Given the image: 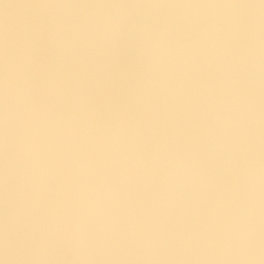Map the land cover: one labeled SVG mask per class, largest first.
<instances>
[{
  "label": "crops",
  "instance_id": "1",
  "mask_svg": "<svg viewBox=\"0 0 264 264\" xmlns=\"http://www.w3.org/2000/svg\"><path fill=\"white\" fill-rule=\"evenodd\" d=\"M140 1L141 6L153 9H203L199 16L189 17L184 21L182 36L193 42L200 40L202 28L210 32L219 20V12L233 2ZM0 2L3 5V14L0 16V82L4 77L5 46L19 45L29 35L39 39V59L48 58V71L52 70L55 64L54 56L42 35L50 20V12L56 9H70V14L62 19L72 28L79 27L81 21L78 16L59 0ZM107 2L108 0H93L92 4L97 10H102ZM241 2L246 10V20H253L258 29H261L258 44L249 41L246 36L239 39L231 53L235 67L229 75V61L223 52L217 50L219 42L214 46L205 41L197 49V66L189 71L179 72L185 75V83L173 85L174 88L171 89L175 91L172 96L175 98L163 105L153 99L149 100L145 127L135 124L128 116V94L132 91V84L126 83L122 86L118 82L121 77L132 76L138 81L135 82L141 85V89L153 91L154 83L148 86V89L139 79L143 69L133 54L131 26L122 31L118 48L113 50L111 46H107L108 55L102 70H98L94 63L89 62L87 47L90 41L85 33H80L79 51L65 57L57 66L63 75L66 94L63 103L58 105L55 111L62 116L73 113V95L78 89H82L89 101L88 109L81 112L72 123L71 132L73 135L79 134L81 126L91 124L99 135L90 134V147L72 143L68 134L56 139V150L64 155V159L55 180L42 194L38 209L27 219L22 218L21 231L34 229L35 222L47 214L62 215L61 231L53 236L47 252H22L13 259L0 256V264H174L177 255H181L187 264H209L202 257L206 242H210V247L216 251V260L212 264H264V71L248 65L249 61L264 59V0ZM251 3L255 5L253 12L247 9ZM154 19L158 21L159 16ZM189 32L193 36H188ZM41 73L43 71L37 68L36 77ZM206 79L208 81H205ZM175 85L180 86L176 88ZM182 86L185 87L182 89ZM233 93H238L241 99L250 105V111L243 124L240 147L234 155H229L219 148L209 151L206 137L223 123L217 118L214 108L226 109L228 105L225 98ZM3 113L4 98L0 91V155L5 160L10 156V152L7 147ZM119 121H123L126 129L131 130L120 143L126 159L119 161L133 167L134 174L140 181L141 199L149 204L148 212L159 219V230L167 234L165 249L151 251L139 260L131 259L129 255V232L115 214L117 198L113 197L106 205H102L94 201L92 196L95 192L96 177L100 173H110L117 163L111 158L108 141L114 125ZM156 133L161 137L160 146L153 145L151 141V137ZM182 136L187 137L188 141L190 139V143L182 144L181 140L179 141ZM165 140L166 143L169 140L174 141L176 146L172 150L175 149L173 152L178 154L179 160L194 161L206 174L213 171L214 165L218 169L220 166L222 177L226 179V183L222 185L227 186L222 195L205 190L190 194L185 189L181 195L174 196L177 197L175 202H171L172 198L159 189L158 178L154 173V169L162 163L159 153ZM130 141L134 142V147ZM66 147L76 149L77 154L73 151V154L66 153ZM81 161H87L90 165V171L82 175L78 173ZM237 174L245 180L241 182L235 178ZM3 201L10 204L6 209L5 203L2 206L3 217L7 219L12 202L10 194H4ZM85 207L88 209V227L93 233L105 224L111 227L113 243L107 249H90L81 253L68 245L67 234L75 226L76 214ZM241 209L244 210V219L252 229V246L244 253L235 254L223 247L221 238L226 235ZM79 218L85 219L84 216ZM205 218L211 220V226L208 228H204ZM185 239L190 241V248L184 247L187 242ZM114 253L118 254V259Z\"/></svg>",
  "mask_w": 264,
  "mask_h": 264
},
{
  "label": "clouds",
  "instance_id": "2",
  "mask_svg": "<svg viewBox=\"0 0 264 264\" xmlns=\"http://www.w3.org/2000/svg\"><path fill=\"white\" fill-rule=\"evenodd\" d=\"M204 10L186 8H148L138 5L134 8L119 7L104 12L87 10L78 28H72L62 17L71 10L56 9L50 12V20L42 33L53 53L55 64L52 70L36 77L38 66L39 39L29 35L19 45H7L4 49V77L0 82V91L4 98L3 123L7 147L10 152L8 179L10 184H18L10 191L12 205L3 231L0 232V255L5 259L17 258L22 252L40 254L48 251L54 235L61 231L62 215L47 214L35 222V228L21 231V221L32 216L38 209L42 194L57 175L64 155L56 150V139L65 134L71 136L72 143L79 145L83 134L73 135L71 125L81 112L88 109V98L78 89L73 95L75 107L68 116L59 115L55 109L64 101L66 94L62 72L58 70L60 62L79 51L78 36L81 32L89 36L88 59L98 70L104 67L108 55L107 46L116 49L122 31L131 26L130 38L133 42V54L143 71L139 79L145 87L152 85L159 77L169 72H186L194 69L198 61V47L205 41L212 45L219 42L218 51L223 52L229 61L228 74H232L235 64L231 53L242 36L249 41L259 42V30L255 22L246 20V10L241 0L233 2L219 12V20L213 29L202 28L200 40L189 41L182 36L184 21L197 17ZM159 16V20L154 17ZM171 53V55H169ZM250 67H258L253 61ZM226 109L216 107L217 118L223 121L206 137L209 151L221 149L234 155L240 147L243 124L250 111L238 93L226 97ZM125 123L119 121L108 141L111 158L114 162L126 159L120 143L126 138ZM90 132V125H89ZM134 147V142L130 141ZM174 147L169 140L161 146L165 153ZM187 167V171L185 168ZM90 171L87 161H81L78 173ZM174 185L192 183L196 185L206 179L204 171L194 161L179 160L170 173ZM121 179L123 173H121ZM111 190H109L110 192ZM106 198L108 193L103 194ZM97 203L100 192L92 194ZM236 215L228 232L221 238L225 249L241 254L252 246V229L242 213ZM75 226L67 234L68 245L76 252L90 249H107L113 243L112 229L105 224L93 233L87 223L88 209L82 208L77 214ZM84 216L85 219H80ZM147 245L155 247L159 240L149 238Z\"/></svg>",
  "mask_w": 264,
  "mask_h": 264
},
{
  "label": "rangeland",
  "instance_id": "3",
  "mask_svg": "<svg viewBox=\"0 0 264 264\" xmlns=\"http://www.w3.org/2000/svg\"><path fill=\"white\" fill-rule=\"evenodd\" d=\"M109 1L110 0H108V2L106 3L104 9H102V10H97L93 6V4H92L93 0H89L87 2V4H88V6L93 7L98 12H102V11L105 10V8H106L107 4L109 3ZM118 1L121 2L120 7H128L127 3H126V0H118ZM133 1H134L133 2L134 3V7H136L138 5H141V1L140 0H133ZM187 1L191 2V0H187ZM59 2H61L63 5H65V7H70L74 11V13L78 16L79 20L80 21L82 20V18L77 14L75 9L69 3V0H59ZM192 2H193V0H192ZM2 6L3 5L0 4V16L3 14V7ZM247 9L250 12H253L252 9L255 10L254 3H251L247 7ZM187 35L188 36H193V34H191L190 32L187 33ZM86 36H87V39L89 40V36L87 34H86ZM45 59L47 60V63H48L47 66L49 67L50 66L49 59L48 58H45ZM262 61H264V59ZM252 62L253 61H251V62L249 61L248 65L250 66V64ZM256 62L257 61H255V63ZM37 68L41 71V69L38 66H37ZM259 71H261V70H259ZM262 71H264V70H262ZM39 76H40V74L37 75V78ZM204 76H206V75H204ZM135 81H137V80L134 79L132 76H124V77H121L118 82H120V85H122V86H123V84L126 85V83H128L129 85L132 84V87H131L132 91L130 90L129 94H128L129 100H130L129 109L131 108L132 102L133 101L136 102L137 107H138V112H139L138 114H139V117L141 118V120L138 121V119L136 117H131L129 115V113H128V116H129L130 119H132L134 121L135 124H137L139 126H142V127H145L146 126L145 115H146V113H148L147 112V108L149 107L148 105L150 104L149 100L153 99L156 103H159L161 105L165 104V102L166 103L167 102L170 103L171 102L170 100L172 98H175L174 96H172L173 95L172 92L175 91V90H172L174 88L173 85L175 83L178 84L180 82L181 83H185V75L181 74V73H176L175 74V73L169 72L168 74L159 77L158 80H156L154 82L153 91H151V90L144 91L143 89H141L142 88L141 85L139 83H137L138 81L137 82H135ZM205 81H208V79H206ZM179 86L180 85H175L176 88H178ZM184 87L182 86V89ZM148 89H149V87H148ZM130 93H131V95H130ZM129 109H128V112H129ZM85 125H91V124H85ZM88 137L91 138L90 133H89ZM180 140H181L182 144L184 142H186L187 144L190 143V139L188 141L187 137H184V136L180 137L179 141ZM151 141H152L153 145L156 146V145L159 144V146H160L161 137L159 136V134L156 133V134H154L151 137ZM165 143H166V140L164 141L163 145ZM91 144H92V138H91ZM174 146H176V144H174ZM70 149L75 154H77V150L76 149H72V148H70ZM173 151H175V149L171 150L170 152H167V153H165L164 151L161 150V153H159L160 154L159 156H160V161H162V163L160 165L158 164L157 169H154V173L156 174V176L158 178L157 181L159 183V185H158L159 189L163 193H165L166 195H168L169 197L172 198L171 202H175L177 197L175 198L174 196H177L179 194L181 195V193L185 192V189L190 194L195 193L197 191H199V192L203 191L204 192V190H205L208 193H213V194H220L221 193V195H222L223 191H225V189L227 187V186H224L225 184L222 185V183H226V179L222 177L223 172L221 171L220 166H219V169H218V167L216 165H214V164H213L214 165L213 166V171L210 172L209 174L205 173L206 179L202 183L198 182L196 185H193L192 183L189 182V183H185L186 186H185V184H183V185H174L172 183V180H171V177H170V173L172 171H174L176 163H177V161H179V156H178L177 153H174ZM9 159H10L9 155L7 156V159H5V160L2 159V156L0 155V232L3 231V227H4L5 222H6V219H4L3 213H2V209H3L2 206L4 205V203L6 204L5 209L9 208V206H10V204L8 202L6 203L5 201H3V195L4 194H6V195L10 194V191H11V189L13 187H18L17 184H10L9 179H8V167H9L8 163H9ZM127 165H128V167L131 168V171H132V175L131 176L134 177L139 183V193L141 195V185H140L139 178L135 176L136 174H134L135 171H134L133 167L130 164H127ZM185 169L187 171V168H185ZM110 173H108L107 175H109ZM235 178L239 179L241 182H243L245 180V178L242 177L239 174H237ZM139 201L145 203L146 205L148 204L147 202L143 201L141 199V197H139ZM11 205H12V202H11ZM149 214H150V216L155 218V220L157 221V224H159V219L156 216L152 215L151 213H149ZM7 216H8V214H7ZM210 226H211V220L209 218H205V220H204V228H206V227L208 228ZM187 242L190 243V241H187ZM187 242H185V243H187ZM204 245H205L204 247L206 249L203 250L202 257H204L206 259L207 256H209L208 254H210L211 257L213 258V260H216V251H214L213 248L210 247V245H206V244H204ZM184 247H185V245H184ZM117 253H114V256H115V258L118 259V254ZM0 256L3 258L2 255H0Z\"/></svg>",
  "mask_w": 264,
  "mask_h": 264
},
{
  "label": "built area",
  "instance_id": "4",
  "mask_svg": "<svg viewBox=\"0 0 264 264\" xmlns=\"http://www.w3.org/2000/svg\"><path fill=\"white\" fill-rule=\"evenodd\" d=\"M88 1L89 0H69V3L83 19L87 10L94 9L93 7L88 6ZM133 2V0H126L128 8H134ZM120 5V1L110 0L104 11L119 8ZM252 11H254V9H252ZM258 30L259 32L261 31V29ZM47 64V60L43 57L38 60V67L43 73L48 71ZM256 64L258 67L255 68L261 71L264 70V61H257ZM37 79H39V77ZM128 113L131 117H136L138 121L141 120L136 102H132ZM89 133L93 136L99 135L91 125L90 132L89 125L80 127L79 134H83V141L81 144L87 147L91 145V138L88 137ZM64 151L68 154H73L70 147H66ZM121 173H123L122 179L120 178ZM131 175V168L128 167L126 163L118 161L109 175L101 173L97 176L94 190L95 192L101 193L99 203L102 205H106L107 201L113 197L117 198V218L121 221L122 226L128 230L130 236L129 255L131 259L139 260L151 251L165 249L167 234L166 232L162 233L159 230L157 221L150 216L148 212L147 205L139 201V183ZM109 190L111 191L109 192ZM104 193H108L106 198L103 195ZM149 238H157L159 243L153 247L142 242H146ZM206 245H210V242H206ZM190 247V243H185V248ZM208 255L206 261L209 264H212L214 260L210 254ZM173 263L187 264V261H185L181 255H177Z\"/></svg>",
  "mask_w": 264,
  "mask_h": 264
},
{
  "label": "bare ground",
  "instance_id": "5",
  "mask_svg": "<svg viewBox=\"0 0 264 264\" xmlns=\"http://www.w3.org/2000/svg\"><path fill=\"white\" fill-rule=\"evenodd\" d=\"M4 194V193H3ZM116 214V213H115ZM116 221V220H115ZM164 252V251H163ZM164 260V259H163Z\"/></svg>",
  "mask_w": 264,
  "mask_h": 264
}]
</instances>
